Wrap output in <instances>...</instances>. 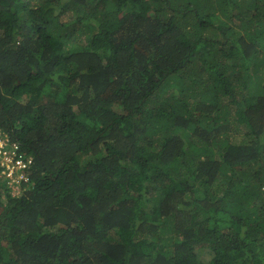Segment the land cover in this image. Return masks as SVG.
<instances>
[{
    "label": "trees",
    "instance_id": "16d2710c",
    "mask_svg": "<svg viewBox=\"0 0 264 264\" xmlns=\"http://www.w3.org/2000/svg\"><path fill=\"white\" fill-rule=\"evenodd\" d=\"M0 140V264H264V0H0Z\"/></svg>",
    "mask_w": 264,
    "mask_h": 264
},
{
    "label": "clouds",
    "instance_id": "9594fccd",
    "mask_svg": "<svg viewBox=\"0 0 264 264\" xmlns=\"http://www.w3.org/2000/svg\"><path fill=\"white\" fill-rule=\"evenodd\" d=\"M19 162H20V164H18L19 168L15 170V173H16L18 170H21V176H20V177H17V176H14V177H13V175L15 174V173H14L12 176L9 175V177H10V179H11V182L18 183V180H20L19 183L21 184V182H24V183H25V181H26V179H25V177H24V172H25L26 170H28L27 168H29V167H28V165H29V161H28L27 163H24V162H22V161H19ZM4 173H5V172H4ZM6 175H7V174H6ZM7 176H8V175H7ZM8 186H9V185H8Z\"/></svg>",
    "mask_w": 264,
    "mask_h": 264
},
{
    "label": "built area",
    "instance_id": "2783aa9c",
    "mask_svg": "<svg viewBox=\"0 0 264 264\" xmlns=\"http://www.w3.org/2000/svg\"><path fill=\"white\" fill-rule=\"evenodd\" d=\"M13 154L7 156V158H4L3 160L6 161V167H5V172L6 174L9 176H12L15 173V170L19 168L18 164H20L19 161L15 162L14 164H11V160L9 157H12ZM11 168H14V170H12Z\"/></svg>",
    "mask_w": 264,
    "mask_h": 264
},
{
    "label": "rangeland",
    "instance_id": "374dc122",
    "mask_svg": "<svg viewBox=\"0 0 264 264\" xmlns=\"http://www.w3.org/2000/svg\"><path fill=\"white\" fill-rule=\"evenodd\" d=\"M2 147H3V142L0 140V149H1ZM4 160H5V159H4ZM4 160H3L2 165L6 167V163H7V162L4 161ZM11 169L14 170V168H11ZM3 172H5V171H3ZM12 194H13V192H12Z\"/></svg>",
    "mask_w": 264,
    "mask_h": 264
}]
</instances>
